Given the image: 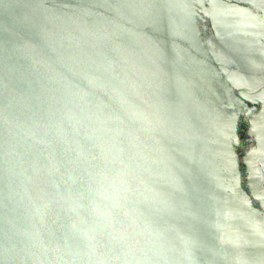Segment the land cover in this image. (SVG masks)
Instances as JSON below:
<instances>
[{
	"label": "water",
	"instance_id": "1",
	"mask_svg": "<svg viewBox=\"0 0 264 264\" xmlns=\"http://www.w3.org/2000/svg\"><path fill=\"white\" fill-rule=\"evenodd\" d=\"M0 264H264V0H0Z\"/></svg>",
	"mask_w": 264,
	"mask_h": 264
},
{
	"label": "snow or ice",
	"instance_id": "2",
	"mask_svg": "<svg viewBox=\"0 0 264 264\" xmlns=\"http://www.w3.org/2000/svg\"><path fill=\"white\" fill-rule=\"evenodd\" d=\"M241 104H243V101L241 100ZM233 119H235V117H233Z\"/></svg>",
	"mask_w": 264,
	"mask_h": 264
}]
</instances>
